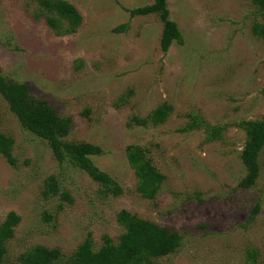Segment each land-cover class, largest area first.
Returning a JSON list of instances; mask_svg holds the SVG:
<instances>
[{"label": "rangeland", "instance_id": "obj_1", "mask_svg": "<svg viewBox=\"0 0 264 264\" xmlns=\"http://www.w3.org/2000/svg\"><path fill=\"white\" fill-rule=\"evenodd\" d=\"M67 1L81 17L69 32L56 13V26L46 22L39 0H0V74L69 119L62 139L99 145L88 156L122 192H104L81 167L59 162L0 92V133L14 159L0 154V223L9 211L20 217L0 264H23L36 244L57 247L62 261L88 233L94 249L104 235L115 243L121 209L180 234L174 251L146 264H264V147L255 182L239 185V122L264 118V38L252 30L264 15L252 0H166L181 39L163 50L159 13L133 12L153 0ZM162 103L172 106L163 122L129 123ZM129 145L146 147L163 175L151 197L139 191ZM49 175L57 194L43 192Z\"/></svg>", "mask_w": 264, "mask_h": 264}, {"label": "trees", "instance_id": "obj_2", "mask_svg": "<svg viewBox=\"0 0 264 264\" xmlns=\"http://www.w3.org/2000/svg\"><path fill=\"white\" fill-rule=\"evenodd\" d=\"M49 14H46V22L50 26H56L57 17L67 20L73 30L80 23L81 17L75 6L67 0H39ZM258 12L264 15V0H252ZM138 13L158 12L163 22L160 36V45L167 50L174 39L180 40L181 33L176 22L169 17L166 0H153L152 3L133 10ZM254 33L264 38V22L254 21L252 25ZM0 92L8 101L11 111L17 117L19 123L26 130L33 132L47 140L54 157L61 162L69 160L84 169L88 175L98 182L104 192L118 195L122 192L119 183L107 172L97 167L89 158L90 154L101 152L99 145L90 142H73L64 140L69 128L68 118L60 116L57 111L45 102H31L29 87L25 82H6L0 74ZM264 95V87L262 89ZM172 110L169 103H162L151 110L144 117L132 116L129 123L145 125L149 122L158 124L163 122ZM245 130L246 137L241 150V161L246 168V174L240 180L242 187L251 186L259 172L258 156L264 147V118L247 119L239 122ZM12 139L0 133V154L4 155L9 163H14L11 154ZM126 157L129 165L138 177L139 191L145 196L151 197L158 187L163 175L153 165L147 149L140 145L126 147ZM45 195H54L59 192L56 178L49 175L45 179ZM60 198L72 201L68 192L60 193ZM20 217L14 211H9L0 223V252L3 251L4 239L12 235ZM117 220L123 226V232L117 242H112L108 235H104L103 244L93 248V240L88 233L76 249L64 256L62 261L60 250L57 247H46L36 244L20 255L23 264H146L150 256H160L174 251L181 242L180 234L161 226L156 222L138 217L126 209L117 213ZM61 262V263H60Z\"/></svg>", "mask_w": 264, "mask_h": 264}]
</instances>
